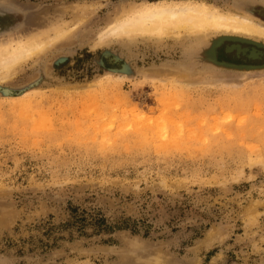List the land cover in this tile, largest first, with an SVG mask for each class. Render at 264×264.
<instances>
[{
  "label": "rangeland",
  "instance_id": "obj_1",
  "mask_svg": "<svg viewBox=\"0 0 264 264\" xmlns=\"http://www.w3.org/2000/svg\"><path fill=\"white\" fill-rule=\"evenodd\" d=\"M9 1L27 21L0 40L70 32L0 82V264H264V67L110 33L187 0ZM196 1L264 22V0ZM180 67L198 84L157 78Z\"/></svg>",
  "mask_w": 264,
  "mask_h": 264
},
{
  "label": "bare ground",
  "instance_id": "obj_2",
  "mask_svg": "<svg viewBox=\"0 0 264 264\" xmlns=\"http://www.w3.org/2000/svg\"><path fill=\"white\" fill-rule=\"evenodd\" d=\"M23 12L27 13L17 3L0 0V35H7L8 30L22 27L27 21L23 19ZM260 19L248 10H222L205 1L146 3L135 11L123 15L112 25L110 33L112 36L128 37L137 34L149 35L155 37L158 43L169 38L192 37L194 43L188 46L200 51L198 60L200 63L204 61L219 69L248 71L264 67V46L261 45L264 43V22ZM68 32L70 30L62 26L53 35L37 34L16 42L1 39L0 82L9 80L17 73L21 64L42 54L53 41ZM202 39L210 40L206 48L192 47L201 44ZM102 42L104 40H101L99 44ZM195 55L198 56L197 53ZM227 57L233 59L229 60ZM160 73H153L152 76L157 77ZM172 74L182 76L183 79L180 81L187 86L198 84V82L189 79V76L191 77L194 73L187 70L186 67H180L177 72H167L166 78H163L164 76L157 78L166 84L165 79L170 78ZM213 78L214 76H210L205 79L208 81L200 83L214 85L216 83L210 81ZM31 89L35 88L25 91ZM2 90L6 94L25 92H22L21 89L11 91L4 88ZM211 234L212 237L215 236V233ZM127 244L134 250L142 247L135 241H128ZM143 262L144 264H165L161 255L147 256ZM212 264H216V258Z\"/></svg>",
  "mask_w": 264,
  "mask_h": 264
}]
</instances>
